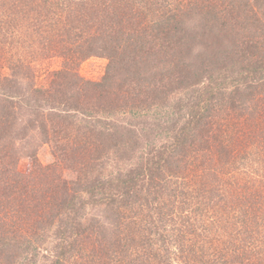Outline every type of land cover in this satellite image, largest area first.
<instances>
[{
	"label": "trees",
	"instance_id": "1",
	"mask_svg": "<svg viewBox=\"0 0 264 264\" xmlns=\"http://www.w3.org/2000/svg\"><path fill=\"white\" fill-rule=\"evenodd\" d=\"M0 264H264V0H0Z\"/></svg>",
	"mask_w": 264,
	"mask_h": 264
},
{
	"label": "rangeland",
	"instance_id": "2",
	"mask_svg": "<svg viewBox=\"0 0 264 264\" xmlns=\"http://www.w3.org/2000/svg\"><path fill=\"white\" fill-rule=\"evenodd\" d=\"M38 73L42 72V70L46 69V72H50L54 69H57L60 66V61L58 59H50L46 60L37 65ZM106 66V61L101 58L97 57H90L84 62L80 64L79 67V74L86 80L97 81L103 75L104 69ZM45 74L43 75L42 79H44ZM39 82L38 80L36 81ZM38 158L40 162L46 164L50 161V155L48 149L41 148L38 153ZM20 170H25V165L22 163L20 165Z\"/></svg>",
	"mask_w": 264,
	"mask_h": 264
}]
</instances>
